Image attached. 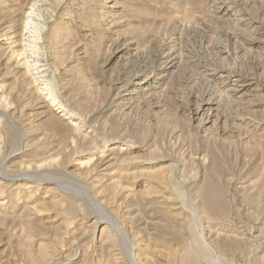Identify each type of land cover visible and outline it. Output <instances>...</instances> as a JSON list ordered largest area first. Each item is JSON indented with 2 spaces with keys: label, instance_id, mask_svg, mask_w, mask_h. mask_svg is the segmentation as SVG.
<instances>
[{
  "label": "rangeland",
  "instance_id": "1",
  "mask_svg": "<svg viewBox=\"0 0 264 264\" xmlns=\"http://www.w3.org/2000/svg\"><path fill=\"white\" fill-rule=\"evenodd\" d=\"M0 264H264V0H0Z\"/></svg>",
  "mask_w": 264,
  "mask_h": 264
},
{
  "label": "bare ground",
  "instance_id": "2",
  "mask_svg": "<svg viewBox=\"0 0 264 264\" xmlns=\"http://www.w3.org/2000/svg\"><path fill=\"white\" fill-rule=\"evenodd\" d=\"M32 8V7H31ZM38 8V7H37ZM37 8H32L29 11V15H27V20H26V27H25V31L30 32L29 36L32 38H38L40 37L39 33L42 31L43 26L40 24L39 21H36V15H37ZM39 9V8H38ZM40 14V13H39ZM38 14V17L40 16ZM23 31V30H22ZM24 32V31H23ZM25 34V33H23ZM28 41V40H27ZM31 44V43H30ZM37 47H35V44H31L28 45V49L30 51H33L32 53L35 52V49ZM37 57V56H36ZM29 63V62H28ZM32 63V62H31ZM31 65L35 66L36 69H38V72H40L39 70H41L39 68V65L37 62H33ZM49 96V95H48ZM50 102L49 105L53 106L52 110H58V109H62L61 111H63L64 109V105L61 102H56L57 100L53 99L52 97H48L47 98Z\"/></svg>",
  "mask_w": 264,
  "mask_h": 264
}]
</instances>
